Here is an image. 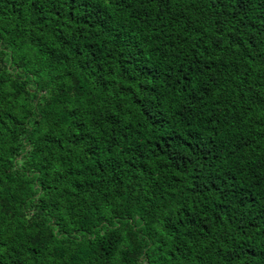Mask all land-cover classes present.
I'll return each mask as SVG.
<instances>
[{
	"label": "trees",
	"instance_id": "obj_1",
	"mask_svg": "<svg viewBox=\"0 0 264 264\" xmlns=\"http://www.w3.org/2000/svg\"><path fill=\"white\" fill-rule=\"evenodd\" d=\"M0 264H264V0H0Z\"/></svg>",
	"mask_w": 264,
	"mask_h": 264
}]
</instances>
